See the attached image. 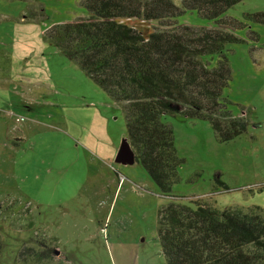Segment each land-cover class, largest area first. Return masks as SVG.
I'll return each mask as SVG.
<instances>
[{
  "label": "rangeland",
  "instance_id": "obj_1",
  "mask_svg": "<svg viewBox=\"0 0 264 264\" xmlns=\"http://www.w3.org/2000/svg\"><path fill=\"white\" fill-rule=\"evenodd\" d=\"M79 1L0 0V264H165L157 215L169 203L264 215V0L224 15L237 41L224 46L222 97L247 130L221 142L207 120L166 115L181 160L169 196L118 157L121 105L48 38L85 16ZM177 22L211 25L196 12Z\"/></svg>",
  "mask_w": 264,
  "mask_h": 264
},
{
  "label": "trees",
  "instance_id": "obj_2",
  "mask_svg": "<svg viewBox=\"0 0 264 264\" xmlns=\"http://www.w3.org/2000/svg\"><path fill=\"white\" fill-rule=\"evenodd\" d=\"M240 1L80 0L84 17L49 30V40L121 105L135 162L165 196L181 164L166 115L207 120L221 142L247 130V120L233 116L222 97L231 80L224 46L237 41L224 15ZM186 12L211 25L178 23ZM147 23L156 24L144 33L148 27L140 24ZM195 205L172 202L158 210L165 264H264V215Z\"/></svg>",
  "mask_w": 264,
  "mask_h": 264
},
{
  "label": "water",
  "instance_id": "obj_3",
  "mask_svg": "<svg viewBox=\"0 0 264 264\" xmlns=\"http://www.w3.org/2000/svg\"><path fill=\"white\" fill-rule=\"evenodd\" d=\"M126 154L127 155L131 154L133 156V159H134V154L131 150V147H130L129 143L127 142V140L125 139L122 143L121 151H120V154L118 157H124Z\"/></svg>",
  "mask_w": 264,
  "mask_h": 264
}]
</instances>
